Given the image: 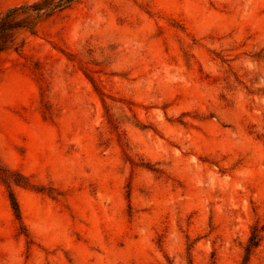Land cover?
Instances as JSON below:
<instances>
[{
	"label": "rangeland",
	"instance_id": "1",
	"mask_svg": "<svg viewBox=\"0 0 264 264\" xmlns=\"http://www.w3.org/2000/svg\"><path fill=\"white\" fill-rule=\"evenodd\" d=\"M13 37L0 164L30 187L18 222L0 178V264L241 263L264 225V0H75Z\"/></svg>",
	"mask_w": 264,
	"mask_h": 264
},
{
	"label": "trees",
	"instance_id": "2",
	"mask_svg": "<svg viewBox=\"0 0 264 264\" xmlns=\"http://www.w3.org/2000/svg\"><path fill=\"white\" fill-rule=\"evenodd\" d=\"M75 0H39L32 4H24L18 7H13L0 16V52L6 49L13 48L18 50L22 43L18 45L14 42V33L18 30H26L31 34L35 33L37 23L43 18L51 15L57 10H62ZM0 178L8 188L9 200L13 210L15 219L21 222V215L18 203L12 192L11 185H23L30 187L29 182L19 174L12 173L5 169L0 164ZM24 179L20 182L19 179ZM264 225H253L250 229V234L243 248V257L240 264H248L252 252L260 245L263 239Z\"/></svg>",
	"mask_w": 264,
	"mask_h": 264
}]
</instances>
